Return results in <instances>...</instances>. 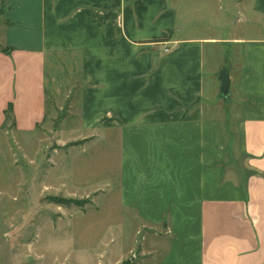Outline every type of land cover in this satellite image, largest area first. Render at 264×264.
<instances>
[{
  "label": "crops",
  "instance_id": "1",
  "mask_svg": "<svg viewBox=\"0 0 264 264\" xmlns=\"http://www.w3.org/2000/svg\"><path fill=\"white\" fill-rule=\"evenodd\" d=\"M248 1L0 0V89L18 92L0 115L34 101L33 128L46 61L74 60L81 128L119 145L120 202L176 235L160 264H264V0ZM216 48L229 67L207 73ZM222 69L240 106L227 114L234 149L220 117L228 104L208 96Z\"/></svg>",
  "mask_w": 264,
  "mask_h": 264
},
{
  "label": "rangeland",
  "instance_id": "2",
  "mask_svg": "<svg viewBox=\"0 0 264 264\" xmlns=\"http://www.w3.org/2000/svg\"><path fill=\"white\" fill-rule=\"evenodd\" d=\"M213 50L216 62L212 54L205 57L207 73L229 67L223 61L224 49ZM232 56L231 65H238L239 51ZM54 62L55 68L51 59L46 61L44 116L33 128L26 110L36 112L34 101L19 108L17 101L16 110L12 103L13 118L6 122L8 102L1 110L0 264H160L176 235L164 232L165 219L150 228L134 206L120 202L119 145L107 134L81 128L78 66L74 60ZM217 79L218 74L208 96L211 99L216 89L217 109L228 104L220 117L234 149L238 132L227 114L240 106L231 104L233 92L220 93ZM16 93L1 88L0 106ZM242 159L234 153L232 169H238Z\"/></svg>",
  "mask_w": 264,
  "mask_h": 264
},
{
  "label": "water",
  "instance_id": "3",
  "mask_svg": "<svg viewBox=\"0 0 264 264\" xmlns=\"http://www.w3.org/2000/svg\"><path fill=\"white\" fill-rule=\"evenodd\" d=\"M218 79L220 80V93L223 96H227L229 93V76L226 70L222 69L220 70L218 74Z\"/></svg>",
  "mask_w": 264,
  "mask_h": 264
},
{
  "label": "trees",
  "instance_id": "4",
  "mask_svg": "<svg viewBox=\"0 0 264 264\" xmlns=\"http://www.w3.org/2000/svg\"><path fill=\"white\" fill-rule=\"evenodd\" d=\"M11 106H12V104L9 103L8 107H7V110H5V112H7V115L5 116V122L9 119V116L13 118ZM53 201L56 202V203H63L59 199H53ZM69 201H71V200H69Z\"/></svg>",
  "mask_w": 264,
  "mask_h": 264
},
{
  "label": "built area",
  "instance_id": "5",
  "mask_svg": "<svg viewBox=\"0 0 264 264\" xmlns=\"http://www.w3.org/2000/svg\"><path fill=\"white\" fill-rule=\"evenodd\" d=\"M169 49L167 48V47H164V51L166 52V51H168Z\"/></svg>",
  "mask_w": 264,
  "mask_h": 264
}]
</instances>
